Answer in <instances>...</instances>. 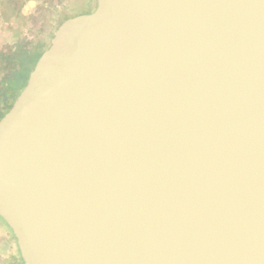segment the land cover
Masks as SVG:
<instances>
[{"label":"water","instance_id":"1","mask_svg":"<svg viewBox=\"0 0 264 264\" xmlns=\"http://www.w3.org/2000/svg\"><path fill=\"white\" fill-rule=\"evenodd\" d=\"M12 264H264V0H97L0 118Z\"/></svg>","mask_w":264,"mask_h":264},{"label":"rangeland","instance_id":"2","mask_svg":"<svg viewBox=\"0 0 264 264\" xmlns=\"http://www.w3.org/2000/svg\"><path fill=\"white\" fill-rule=\"evenodd\" d=\"M97 0H24L16 5L14 13L0 7V76L5 55L17 47H46L52 34L62 20L63 13L73 10H89L96 7ZM20 3V2H19ZM11 62V71L18 72L22 66V54ZM11 231L0 218V264L10 259Z\"/></svg>","mask_w":264,"mask_h":264},{"label":"trees","instance_id":"3","mask_svg":"<svg viewBox=\"0 0 264 264\" xmlns=\"http://www.w3.org/2000/svg\"><path fill=\"white\" fill-rule=\"evenodd\" d=\"M19 0H11V13H14V8L16 5L19 4L18 7L21 5L20 3H16ZM81 11L75 14H63L62 20H65L68 17L75 16L80 14ZM60 22V23H61ZM47 47H32L29 49L17 47L16 50L11 54H7L2 59L1 67L5 71L3 76H0V118L7 112L10 108L11 104L13 103L16 96L19 94L21 89L26 84L29 72L35 65L40 54L46 49ZM18 54H22V66L18 70V72L11 71L10 65L11 62L15 61Z\"/></svg>","mask_w":264,"mask_h":264},{"label":"flooded vegetation","instance_id":"4","mask_svg":"<svg viewBox=\"0 0 264 264\" xmlns=\"http://www.w3.org/2000/svg\"><path fill=\"white\" fill-rule=\"evenodd\" d=\"M10 1L11 0H0V7L1 8H3L4 10H8L9 12H11V3H10ZM22 2L24 1V0H21ZM20 2V0L19 1H17L16 3H19ZM14 5H17V4H15L14 3ZM95 9V8H94ZM94 9H89V10H81V13H88V12H91V11H93ZM15 10H17V7L15 6V8H14V11ZM77 12H79V11H75V10H73L72 11V13H63V14H70V15H72V14H75V13H77ZM80 13V14H81ZM63 14H62V16H63ZM72 17V16H71ZM60 24V23H59ZM58 24V25H59ZM57 25V26H58ZM57 28V27H56ZM55 28V29H56ZM55 31V30H54ZM53 35V34H52ZM51 41V40H50ZM46 47H48V46H46ZM32 48V47H31ZM9 228V227H8ZM11 231V230H10ZM16 262H22V258H21V254H20V252H19V249H18V246H17V243H16V239H15V237H14V235H13V233H12V231H11V255H10V259L9 260H7V261H5V262H3L2 264H12V263H16Z\"/></svg>","mask_w":264,"mask_h":264}]
</instances>
